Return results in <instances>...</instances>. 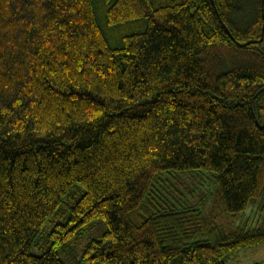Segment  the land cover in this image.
<instances>
[{
    "label": "trees",
    "instance_id": "1",
    "mask_svg": "<svg viewBox=\"0 0 264 264\" xmlns=\"http://www.w3.org/2000/svg\"><path fill=\"white\" fill-rule=\"evenodd\" d=\"M263 44L264 0H0V264L263 244Z\"/></svg>",
    "mask_w": 264,
    "mask_h": 264
},
{
    "label": "rangeland",
    "instance_id": "2",
    "mask_svg": "<svg viewBox=\"0 0 264 264\" xmlns=\"http://www.w3.org/2000/svg\"><path fill=\"white\" fill-rule=\"evenodd\" d=\"M262 47L264 49V44ZM259 219L260 214L258 211L248 208L240 215V217L235 218L231 224L233 226L246 225L250 229L253 225L257 226ZM227 224L228 221H222L223 226L228 227ZM50 228L51 223L47 222L44 227L45 231L48 232ZM105 229L106 224L103 219L100 218L93 221L86 231L82 232L72 243H70L69 246H71L74 251L72 255H75V257L78 258L84 245L91 239H98ZM68 263L75 264V260L72 259ZM225 264H264V243L237 249L228 259H226Z\"/></svg>",
    "mask_w": 264,
    "mask_h": 264
}]
</instances>
